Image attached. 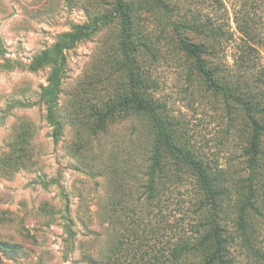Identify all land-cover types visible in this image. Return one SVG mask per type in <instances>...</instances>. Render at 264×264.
<instances>
[{"label":"rangeland","instance_id":"374dc122","mask_svg":"<svg viewBox=\"0 0 264 264\" xmlns=\"http://www.w3.org/2000/svg\"><path fill=\"white\" fill-rule=\"evenodd\" d=\"M119 2L0 0V241L17 247L1 249L0 264H166L200 236L211 206L193 176L148 198L157 119L175 126L183 153L225 178L218 212L224 234L239 237L233 262L264 264V133L251 151L255 123L264 126V0H126L122 11ZM187 40L204 45L216 86ZM60 50L56 140L42 100L53 67H29L44 52L61 62ZM137 74L156 112L135 113ZM117 102L122 115L98 129L95 112ZM241 202L247 241L236 227Z\"/></svg>","mask_w":264,"mask_h":264},{"label":"trees","instance_id":"16d2710c","mask_svg":"<svg viewBox=\"0 0 264 264\" xmlns=\"http://www.w3.org/2000/svg\"><path fill=\"white\" fill-rule=\"evenodd\" d=\"M119 1V10L122 11L125 8L126 0ZM76 38L77 37H74L75 40ZM183 49L189 56L195 58L198 71L203 75L205 80L210 85L216 86L217 83L215 82L212 72L207 68L206 61L203 58L204 45L187 40L183 42ZM125 50L128 51V49ZM62 54V50L57 53L58 57H61V62H59L50 60L47 52H44L41 56L36 57L29 67L30 70L35 72L47 64H51L53 67L49 85L43 88L42 100L47 109V118L55 128L53 136L56 140L59 139L62 133L61 123L58 119V102L63 74L62 63H64ZM131 80L132 89L134 90L132 102L134 104L135 113L143 114L146 112H156L158 107L156 106L157 109L153 108L154 111L150 110L153 105L149 104L148 99L141 96V92L144 91L145 87L142 88L140 84L142 83L140 75L137 74L132 76ZM124 104L125 102L113 103L103 115L95 112V116L98 117L95 119L97 121L96 127L98 129L106 128V126H104L105 121L116 120L117 117L122 115V107H124ZM126 107L128 108V105ZM159 107H161L160 109L163 108L160 104ZM152 129L151 133L153 136L151 134L149 141L150 152L149 165L147 167L149 169V185L147 186L149 200L154 203L159 199L166 192L167 189L163 188L168 184L178 186L183 179L182 173H185L194 177L199 192L202 195V207L211 206V212L210 209L207 210L202 208L208 215L205 217L206 223L203 225V231L199 230V233H201L200 236L192 240H184L177 244L171 252V258H168L166 264H235L232 260L231 253L233 244L237 243L239 237L234 234H224L226 228L221 226V219L218 212L221 207L219 204L220 198L228 195V188L226 186H221L225 178L218 174L213 175V172L205 167L202 162L196 158L193 159L190 154L188 155L181 151V148L176 142L177 130L173 124L170 128V124L166 125L163 119L162 121L157 119V121H154ZM261 133H264V126L256 122L255 132L251 141V151L255 154H259L261 151L263 142ZM178 153L183 156V160L176 158V154ZM136 161L138 160L136 159ZM182 164L185 166V169L181 168ZM139 165L141 166V163ZM256 173L255 170V174ZM248 207L249 205L246 202H241L237 209L238 218L236 227L240 233V238L244 241H247L246 232L248 228L246 218ZM69 232H72V229H69ZM210 245L213 247V252L211 257L206 258L204 256V250ZM16 248L15 244L0 241V250L5 249L14 251Z\"/></svg>","mask_w":264,"mask_h":264}]
</instances>
